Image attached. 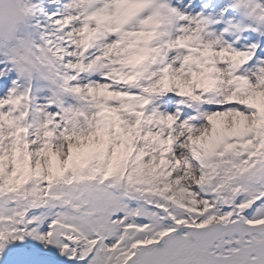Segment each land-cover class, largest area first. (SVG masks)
I'll use <instances>...</instances> for the list:
<instances>
[{"label":"snow or ice","instance_id":"1","mask_svg":"<svg viewBox=\"0 0 264 264\" xmlns=\"http://www.w3.org/2000/svg\"><path fill=\"white\" fill-rule=\"evenodd\" d=\"M0 264H264V0H0Z\"/></svg>","mask_w":264,"mask_h":264}]
</instances>
